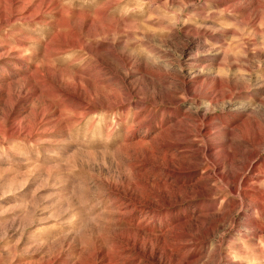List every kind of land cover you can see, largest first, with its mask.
Listing matches in <instances>:
<instances>
[{"label": "rangeland", "instance_id": "1", "mask_svg": "<svg viewBox=\"0 0 264 264\" xmlns=\"http://www.w3.org/2000/svg\"><path fill=\"white\" fill-rule=\"evenodd\" d=\"M206 110L214 155L264 137V0H0V264H264L253 188L174 176Z\"/></svg>", "mask_w": 264, "mask_h": 264}, {"label": "bare ground", "instance_id": "2", "mask_svg": "<svg viewBox=\"0 0 264 264\" xmlns=\"http://www.w3.org/2000/svg\"><path fill=\"white\" fill-rule=\"evenodd\" d=\"M201 97L214 102L219 99L220 94L206 90L201 94ZM213 118H215L214 114L206 110L203 114L198 115L195 126L190 125L187 128L176 129L171 132L173 133L171 134L172 141L168 146L186 148L184 150L186 160L174 172L176 180L184 183L183 187L186 190V196L195 198L194 203L202 205L203 210L219 208L217 194L221 186L229 193L241 196V198L239 197L240 199L237 200L226 194V198L221 202L220 208H226L230 211L237 202L241 207L246 208L248 204L246 199H251L252 197L249 189L253 188L256 193V199L252 207L264 211V178L259 176L264 170V150H258L259 152L252 157H248L246 154L251 148H254L256 142L257 144L263 143L264 137L257 138L255 142L244 137L239 142L229 138L227 144H220L223 153L219 157V154L214 155L211 153L212 150L219 148V141L218 143L214 141L216 137H219V133L212 131L218 125L214 124ZM236 162L242 164L240 173L238 172L239 174H237L235 172L237 176L229 181L223 180L222 177L225 175L223 170L230 168L229 171H231V165ZM259 162H262V169H257ZM219 169L222 171L219 172ZM213 171H216V174H213ZM219 179L222 180V185H219ZM176 196L178 197L179 193H176ZM219 220V217L216 218L214 223ZM248 220L253 221L254 219L249 218Z\"/></svg>", "mask_w": 264, "mask_h": 264}]
</instances>
